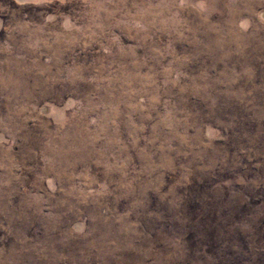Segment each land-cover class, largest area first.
<instances>
[{
  "label": "rangeland",
  "instance_id": "1",
  "mask_svg": "<svg viewBox=\"0 0 264 264\" xmlns=\"http://www.w3.org/2000/svg\"><path fill=\"white\" fill-rule=\"evenodd\" d=\"M0 264H264V0H0Z\"/></svg>",
  "mask_w": 264,
  "mask_h": 264
}]
</instances>
